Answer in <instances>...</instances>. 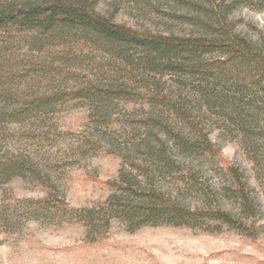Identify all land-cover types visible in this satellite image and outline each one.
<instances>
[{"label":"rangeland","instance_id":"1","mask_svg":"<svg viewBox=\"0 0 264 264\" xmlns=\"http://www.w3.org/2000/svg\"><path fill=\"white\" fill-rule=\"evenodd\" d=\"M95 8L113 22L144 33L210 38L220 32L254 45L261 61L253 73L243 64L244 70L233 69L225 78L201 79L196 69L215 68L224 60L213 51L187 64L193 69L155 76L160 80L157 89L182 95L183 102L197 110V127L181 126L174 132L192 140L206 136L215 150L213 163L202 166L198 182L218 191L227 182V168L238 167L258 199L257 232L249 237L238 229L207 234L171 226L130 231L114 219L104 238L90 242L82 224L58 219L55 199L48 206L49 214L17 211L14 219L10 217V225L0 230V264H264V0H98ZM137 59L130 60L136 64ZM123 64L100 45L77 36L0 34V91L13 97L57 96L51 109L16 125L5 120L3 127L9 134L36 138L22 153L43 165L57 200L72 208L107 198L121 169L117 154L124 152L126 141L149 134L164 137L159 129L148 132L147 113L138 104L101 108L76 97L89 81L123 80ZM198 90L221 91L224 100L213 106ZM4 104L0 101V107ZM47 131L50 138L40 142V133ZM16 138H10L8 148L21 152ZM48 195L44 185L14 177L0 184V207ZM197 199L187 196L186 203L192 206ZM221 206L234 207L231 198Z\"/></svg>","mask_w":264,"mask_h":264},{"label":"trees","instance_id":"2","mask_svg":"<svg viewBox=\"0 0 264 264\" xmlns=\"http://www.w3.org/2000/svg\"><path fill=\"white\" fill-rule=\"evenodd\" d=\"M97 1L0 0V34L10 37L19 31L60 38L77 36L79 40L100 45L124 63V79L101 84L89 81L76 97L101 105V108L115 103L138 104L147 113L148 132L159 129L164 137L149 134L126 141L124 152L117 154L121 169L111 182L107 198L93 206L72 208L63 200H57L43 165L22 153L26 147L34 145L36 138L20 133L9 134L3 127L5 120L16 125L51 109L57 96L13 97L0 91V101L6 103L0 107V184L14 177L27 178L44 185L49 192L43 200L24 199L11 202L9 207L1 206L0 230L10 225L17 211L29 216L49 214L48 206L56 199L54 209L58 219L82 224L90 242L104 238L114 219L125 223L130 231L143 226H171L218 234L229 228L253 237L257 232L259 205L247 179L238 167L232 165L226 170L227 182L218 191L211 189L205 181L198 182L202 166L213 163L215 150L206 136L192 140L174 132L181 126L197 127L198 113L183 102L182 95L157 89L160 80L155 75L161 76L163 71L177 73L193 69L194 66L188 67L187 64L192 65L190 63L213 51L222 55L224 60L215 68L204 65L201 70L196 69L201 79L225 78L233 69L244 70L243 64L250 67L248 73H253L261 61L254 45L242 37L220 32L210 38L140 32L98 13ZM133 56L138 57V63L130 60ZM150 72L154 75L149 76ZM9 73L5 75L8 77ZM198 91L213 106L224 100L221 91L212 94L208 90ZM12 137H18L14 142L21 152H12L8 148ZM48 138V131L40 133V142ZM187 196H198V199L191 206L186 203ZM226 198L232 199V210L221 206Z\"/></svg>","mask_w":264,"mask_h":264}]
</instances>
